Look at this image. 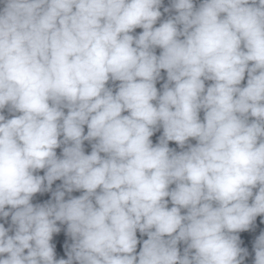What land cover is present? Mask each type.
Masks as SVG:
<instances>
[{"label":"clouds","instance_id":"9594fccd","mask_svg":"<svg viewBox=\"0 0 264 264\" xmlns=\"http://www.w3.org/2000/svg\"><path fill=\"white\" fill-rule=\"evenodd\" d=\"M0 4V264H243L237 233L264 215V0H171L159 26L163 0Z\"/></svg>","mask_w":264,"mask_h":264}]
</instances>
